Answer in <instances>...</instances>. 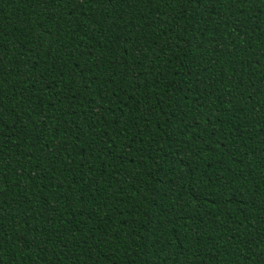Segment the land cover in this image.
I'll return each mask as SVG.
<instances>
[{"label":"trees","instance_id":"obj_1","mask_svg":"<svg viewBox=\"0 0 264 264\" xmlns=\"http://www.w3.org/2000/svg\"><path fill=\"white\" fill-rule=\"evenodd\" d=\"M0 264H264V0H0Z\"/></svg>","mask_w":264,"mask_h":264}]
</instances>
